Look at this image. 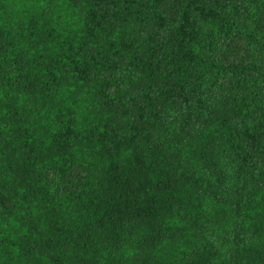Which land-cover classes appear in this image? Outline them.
Segmentation results:
<instances>
[{
    "label": "trees",
    "instance_id": "trees-1",
    "mask_svg": "<svg viewBox=\"0 0 264 264\" xmlns=\"http://www.w3.org/2000/svg\"><path fill=\"white\" fill-rule=\"evenodd\" d=\"M0 264H264V0H0Z\"/></svg>",
    "mask_w": 264,
    "mask_h": 264
}]
</instances>
